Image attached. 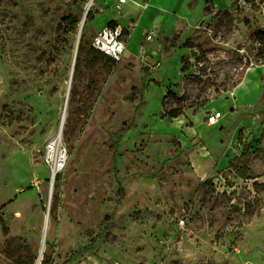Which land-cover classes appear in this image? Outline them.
I'll list each match as a JSON object with an SVG mask.
<instances>
[{
    "label": "rangeland",
    "instance_id": "rangeland-1",
    "mask_svg": "<svg viewBox=\"0 0 264 264\" xmlns=\"http://www.w3.org/2000/svg\"><path fill=\"white\" fill-rule=\"evenodd\" d=\"M108 1L0 0V264H37L46 217L40 264H264V0H191L119 62L91 48Z\"/></svg>",
    "mask_w": 264,
    "mask_h": 264
},
{
    "label": "crops",
    "instance_id": "crops-1",
    "mask_svg": "<svg viewBox=\"0 0 264 264\" xmlns=\"http://www.w3.org/2000/svg\"><path fill=\"white\" fill-rule=\"evenodd\" d=\"M99 1L103 2L105 5L111 2L108 0ZM190 1L191 0H127L126 3L122 4V10L119 12L115 7L116 0H114V2L112 1L113 9L108 10L110 16L105 19V24L102 25L100 29L114 20L122 29L128 28L130 30L124 58L127 59L132 56L133 52L139 50L141 46L140 42L146 34H153L157 37L159 33L162 34L165 25L170 20L177 18V16L187 17L188 14H193V11L189 8ZM114 10L118 11L120 14H117ZM129 25H131L130 28L128 27ZM151 44L155 46L152 50L155 48L158 52L157 56H161L160 51H162V47L159 41L151 42ZM246 82L247 79L242 81L235 88L234 94L237 97L236 99H238L239 94L245 90L246 87L244 86Z\"/></svg>",
    "mask_w": 264,
    "mask_h": 264
},
{
    "label": "built area",
    "instance_id": "built-area-1",
    "mask_svg": "<svg viewBox=\"0 0 264 264\" xmlns=\"http://www.w3.org/2000/svg\"><path fill=\"white\" fill-rule=\"evenodd\" d=\"M127 0H116L115 7L120 12L122 4ZM123 29L119 25L103 26L93 37L92 46L112 58L116 62L122 61L126 55L127 42L123 38ZM148 39L153 38V34H148ZM222 117L220 111L212 113L208 117V125H216ZM63 126V123H62ZM71 159V150L66 143L63 130L46 141L43 149V162L50 170V179L52 184L58 177L65 174ZM181 224L185 223L184 219L180 220Z\"/></svg>",
    "mask_w": 264,
    "mask_h": 264
},
{
    "label": "trees",
    "instance_id": "trees-1",
    "mask_svg": "<svg viewBox=\"0 0 264 264\" xmlns=\"http://www.w3.org/2000/svg\"><path fill=\"white\" fill-rule=\"evenodd\" d=\"M89 15H90V13H89ZM78 19H75V20H73L72 22H73V27L75 28L76 27V25H77V23H78ZM109 25H117V23L114 21V20H112V21H110L109 23H108ZM258 34H261V32H258ZM92 45V44H91ZM92 48V50H94L95 52H99L101 55H103V56H105V57H107V58H109V59H111V60H113L112 58H110V57H108L106 54H104L103 52H101V51H99V50H97V49H95L93 46L91 47ZM81 49H82V45H80V47H79V53L81 52ZM114 62H116L115 60H113ZM78 66H79V59H77V63H76V71H75V75H76V72H77V70H78ZM170 97H172L173 98V101H175V103H176V105L174 106V107H168V109L166 110V115H168L169 117H172V118H177V117H179L180 115H182L183 114V112H184V109L188 106L187 105V101H185L182 97H178L173 91H168V93L165 95V100H167L168 98H170ZM165 100H164V102H165ZM165 104V103H164ZM190 106H192V105H190ZM128 127V125H124V129L125 128H127ZM242 135H243V130H241L240 132H239V138L241 139L242 138ZM250 152V149H249V147L247 146V144L244 146V150H243V152H242V154H241V156L239 157L240 159H245L246 160V162H248V153ZM231 164V166H234V167H236V168H238L239 170H241L242 172H244V174H245V172L246 171H248L249 170V167H248V165L245 163L244 165H242L241 167H238V166H235V164H234V162H232V163H230ZM250 178H255L254 176H250ZM5 205H2V207H4ZM1 207V208H2ZM0 221L2 222V223H4V219H3V217H0ZM3 229H4V231L6 232V233H8V227L4 224L3 225Z\"/></svg>",
    "mask_w": 264,
    "mask_h": 264
},
{
    "label": "bare ground",
    "instance_id": "bare-ground-1",
    "mask_svg": "<svg viewBox=\"0 0 264 264\" xmlns=\"http://www.w3.org/2000/svg\"><path fill=\"white\" fill-rule=\"evenodd\" d=\"M85 22V18L82 19L81 25L84 24ZM69 90H70V86H69ZM52 191L53 189H49L48 192H46L48 194V197L51 198L52 197ZM13 198V194H11V199ZM48 226H49V217H46L45 222H44V238L42 240V244L40 247V252H39V257H38V261L37 264H40L42 259H43V255H44V251H45V242H46V235H47V230H48Z\"/></svg>",
    "mask_w": 264,
    "mask_h": 264
},
{
    "label": "water",
    "instance_id": "water-1",
    "mask_svg": "<svg viewBox=\"0 0 264 264\" xmlns=\"http://www.w3.org/2000/svg\"><path fill=\"white\" fill-rule=\"evenodd\" d=\"M83 25H84V24H82V25H81V28H80V35H81V31H82ZM192 54H193V55H196V52H195L194 50H192ZM76 56H77V52H76Z\"/></svg>",
    "mask_w": 264,
    "mask_h": 264
}]
</instances>
